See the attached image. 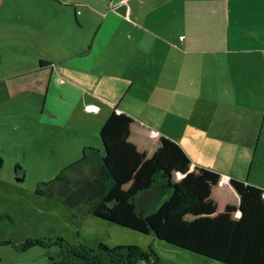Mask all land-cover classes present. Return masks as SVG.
<instances>
[{
	"label": "rangeland",
	"instance_id": "1",
	"mask_svg": "<svg viewBox=\"0 0 264 264\" xmlns=\"http://www.w3.org/2000/svg\"><path fill=\"white\" fill-rule=\"evenodd\" d=\"M55 7L50 0H0V264H56L50 255L56 258L61 252L59 244L33 243L58 238L89 246L133 245L153 251L161 264H227L153 233L92 214H75L62 200L39 194L41 183L79 159L84 145L101 148L100 128L113 108L102 110L108 107L101 100L105 91L94 87L85 60L92 58L74 54L83 43L93 42L103 17L84 20L87 9L78 3L84 13L77 14L81 26L74 25L69 21L74 16L71 11L66 14ZM110 36L107 33L105 40H114ZM40 58L51 60L50 68L40 67ZM89 102L102 111L87 109ZM143 108L136 112L151 117L172 136L180 133L177 121H165L164 113ZM248 108L253 111L247 123L260 129L263 116L257 107ZM197 139L183 142L199 161L220 170L232 165L236 170L242 152L216 138Z\"/></svg>",
	"mask_w": 264,
	"mask_h": 264
},
{
	"label": "crops",
	"instance_id": "2",
	"mask_svg": "<svg viewBox=\"0 0 264 264\" xmlns=\"http://www.w3.org/2000/svg\"><path fill=\"white\" fill-rule=\"evenodd\" d=\"M50 1L55 10L71 11L74 25L84 13L78 3L87 9L84 20L103 17L93 42L74 53L92 58L85 60L94 87L105 91L102 110L116 107L174 139L193 163L264 188V0ZM107 33L114 40H105ZM143 107L177 121L181 136L136 112ZM248 107L263 116L260 129L247 123ZM195 138H216L242 152L236 170L199 161L185 145Z\"/></svg>",
	"mask_w": 264,
	"mask_h": 264
},
{
	"label": "trees",
	"instance_id": "3",
	"mask_svg": "<svg viewBox=\"0 0 264 264\" xmlns=\"http://www.w3.org/2000/svg\"><path fill=\"white\" fill-rule=\"evenodd\" d=\"M41 65L51 62L40 59ZM76 161L41 183L71 212L110 222L227 264H264V188L197 165L175 140L113 108ZM59 244L56 264H161L133 245Z\"/></svg>",
	"mask_w": 264,
	"mask_h": 264
},
{
	"label": "built area",
	"instance_id": "4",
	"mask_svg": "<svg viewBox=\"0 0 264 264\" xmlns=\"http://www.w3.org/2000/svg\"><path fill=\"white\" fill-rule=\"evenodd\" d=\"M87 109L92 110L91 105H88L87 106Z\"/></svg>",
	"mask_w": 264,
	"mask_h": 264
}]
</instances>
